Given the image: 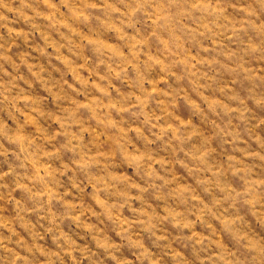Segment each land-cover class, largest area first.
<instances>
[{
    "label": "clouds",
    "instance_id": "1",
    "mask_svg": "<svg viewBox=\"0 0 264 264\" xmlns=\"http://www.w3.org/2000/svg\"><path fill=\"white\" fill-rule=\"evenodd\" d=\"M0 264H264V0H0Z\"/></svg>",
    "mask_w": 264,
    "mask_h": 264
}]
</instances>
